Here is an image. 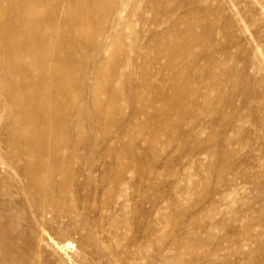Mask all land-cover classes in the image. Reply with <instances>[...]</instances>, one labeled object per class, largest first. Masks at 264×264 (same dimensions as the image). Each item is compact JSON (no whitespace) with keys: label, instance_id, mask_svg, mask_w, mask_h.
I'll return each instance as SVG.
<instances>
[{"label":"bare ground","instance_id":"obj_1","mask_svg":"<svg viewBox=\"0 0 264 264\" xmlns=\"http://www.w3.org/2000/svg\"><path fill=\"white\" fill-rule=\"evenodd\" d=\"M64 1L66 5L69 4V9H71V2L73 5L76 2L75 6L85 9L88 18L99 19L101 16L100 19L111 20L110 32L113 33L121 32L125 26L130 27V25L121 24L122 15L125 14L128 5H134L135 10L136 6L143 4L145 8L140 16L139 24L143 33L149 30L152 35L146 38L145 34L140 32L136 38L140 47L147 46L150 42L153 43L152 46L156 45V48L153 51L152 47L149 48L150 45L146 47V63L142 67L145 78L143 83L132 88L127 99L122 91L113 85V82L119 78L121 70L128 68L129 63L123 66V62H120L115 55L114 76L116 78L105 84L111 97L110 105L117 108L118 101L124 99L130 104L134 103L130 109L129 120L121 118L112 121V124L121 126L122 132L117 134L118 136H112L111 131L104 128V123L97 122L95 126L97 130H93L91 135H94V132L97 134L101 132V138L98 135L97 138L86 136L78 141L73 137L80 136L85 123L81 121L83 119H73L69 112L74 104L70 91L78 90V86L69 78L71 74L80 70L79 65L73 63L75 53L67 49L64 56L67 64L65 69L57 65L58 55L54 48H52L53 55L51 54L52 57L49 58L41 57L40 60L36 59L26 64H19L17 58L20 56L18 50L21 44L29 45L33 49L45 46V38L39 37L36 32L46 26L44 22L48 20V17V23H50L46 26L47 29L59 28L64 22L73 25L75 23L73 21L79 20L80 16L69 14L65 19H59L61 14L57 11L61 10V1L56 3L45 18H36L35 14L41 9L42 0H0V264H27L28 256L47 248L65 252L73 246L70 241L72 237L79 240L82 254L85 255L88 253V251L84 253L86 241L91 239L95 244L101 239H98L101 236L97 234V230L103 228L102 225L100 228L98 226L101 222L104 224L106 217L110 222V226L108 223L107 226L111 228V231L108 230L111 232L114 245L116 242L120 244L119 240H126L125 244L117 245L114 256L116 262H113L133 263L134 258L138 256L145 264L148 248L145 222L150 216L147 206L161 209L160 202L163 200V203L170 204L175 208V212L180 214L179 207L183 204L182 196L187 194V191H184L181 197L177 193L173 195L175 198L171 197V199L169 197L160 199L157 195L150 197L151 184L144 173L143 165L140 166V164L147 162L148 167L151 168V164L159 161L151 145L160 144L159 135L164 134L169 137L168 143L180 142L179 150L188 153L186 157L193 168L196 167L198 171L208 173L211 171L212 167L209 164L205 165L199 159L201 156L212 159L216 155L217 150L213 146L216 134L212 132L207 138L201 139L207 130L206 125L190 122L179 129L178 122L182 118V113L186 115L185 118L189 116L193 119L197 118V111L201 105L218 106L223 103L211 98L199 105L198 101H194L195 97L190 95L189 83H198L205 78L206 74H210V66L207 67L206 62L212 61L215 57L214 54L193 51L206 38H210L213 32V29L206 25L204 28L202 26L203 32L198 34L195 24L198 18L204 19L210 14L216 13L223 16L226 3L234 10L236 7L231 0H210L219 5L213 9L209 8L210 4H207L209 0H204L205 4L198 10L193 7L186 10L189 14L178 15L181 9L191 7L193 0H176L179 6L174 8L162 4L161 0H88L86 3L83 0ZM255 3L258 4L257 0ZM148 12L155 14L152 20L145 19V13ZM192 13L194 14L189 16ZM225 21L226 30L229 31L235 25L236 27L244 26L245 17L238 12L237 16L233 14V18L225 15ZM177 22L183 23L184 28H178ZM98 33L102 34L103 31ZM166 35H172L176 39L166 44L162 41ZM54 38L62 43V47H65L67 42L63 40V35L55 34ZM109 39L105 37L102 44L95 48L94 56L100 57L107 50L106 47L111 43ZM123 45L126 44H117L118 47ZM226 53L224 52V55ZM149 58L154 61L147 63L151 60ZM130 60V58L127 59V61ZM145 70H152L150 76H146ZM220 85V83L219 86L215 85L213 90L220 92ZM87 91L93 100L89 89ZM144 91L145 97L141 95ZM188 104L191 108L187 106ZM74 106L80 116L89 111V108L84 111V104L81 106L74 104ZM100 106L101 104H94L95 108ZM140 115L147 119L141 125L137 123ZM131 129L144 132L143 135L148 136V139L142 144L135 145L134 148L123 146L115 155L108 143L127 135ZM232 130L225 143L229 142L234 134H244L237 124ZM98 139L102 150L95 153ZM81 150L85 153L83 154ZM123 153L129 155L127 162H122ZM218 153L221 154L219 151ZM134 174H137V179ZM237 176L235 173V177ZM179 188H181L180 185ZM229 188L222 194L217 193V196L225 200V197L231 194L229 191H232L233 185L229 184ZM130 189L134 191L132 194H129ZM175 190L178 191V184ZM117 193L119 198L124 197L125 200L116 197ZM103 199L107 200L105 218L98 209L89 211L94 208V204ZM132 201L137 204L136 213L140 217L139 232L142 236L138 240V245L134 243L137 245L135 252L132 251L133 244L129 238V234L134 229L128 216L131 213L130 202ZM214 212H216L215 209L208 210L209 214ZM132 213H134L133 210ZM22 226L23 228L20 229ZM247 230L244 231L247 232ZM102 232L100 235L103 234ZM184 234L186 245L192 242L197 245L202 243L194 231L192 238H188L187 232ZM21 243L24 245L19 247ZM95 249L98 250V247ZM100 250H103L102 247Z\"/></svg>","mask_w":264,"mask_h":264},{"label":"rangeland","instance_id":"obj_2","mask_svg":"<svg viewBox=\"0 0 264 264\" xmlns=\"http://www.w3.org/2000/svg\"><path fill=\"white\" fill-rule=\"evenodd\" d=\"M58 1H61L62 5L61 10L57 11L61 14L59 19H65L69 14H78L80 19L73 21L75 22L73 25L64 22L60 24L59 28L47 29L46 26L50 23H48V17V20L44 22L46 26L36 32L39 37L45 38V46L33 49L29 45L21 44L20 50H18L20 56L17 60L19 64H26L36 59L40 60L41 57L48 56L47 58H49L52 57L54 51L52 48H54L58 55L56 62L59 63L57 65L65 69L67 64L64 56L67 49L75 53L73 63L79 65L80 70L71 74L69 78L73 84L78 86V90L73 89L70 93L74 98V104L80 106L84 104V111L86 108H89V111L80 116L74 104L69 110L73 119H83L81 121L85 123L84 128L80 131V136H74L73 139L81 141L86 136L97 138V135L101 138V132L98 134L94 132V135H91L93 130H97L95 127L97 122L104 123V128L111 131L112 136H118L117 134L123 129L117 124H112V121L131 118L130 109L134 103L130 104L125 99L135 85L143 83L145 77L142 74L144 72L142 67L146 63V47L150 45L149 48L152 47L153 51L156 48V45L152 46L153 43L150 42L142 48L136 38L140 32L145 34L146 38L152 35L149 30L143 33L139 24L145 6L143 4L139 7L136 6L134 10V5H128L125 14L122 15L121 24L130 25V27L125 26L121 32L113 33L110 32L111 20L100 19L101 16L99 19L88 18L85 9L75 6L76 2L74 5L71 2V9H69V4L66 5L64 0H42L41 9L36 12L35 17L45 18ZM83 1L84 3L88 2V0ZM231 1L236 10L226 3V11L223 16L216 13L206 16L204 19H199L196 16L198 19L195 18V20L197 19L195 29L198 34L203 32L201 30L206 25L210 26L213 32L210 38H206L193 51L214 54L215 57L212 61L206 62V66H210V74H206L205 78L198 83H189L190 95L195 97L194 101H198L199 105L211 98L223 103L218 106L201 105L197 111V118L193 119H190L189 116L185 118L186 115L182 113V118L178 122L179 129L190 122L206 125L207 130L201 139L207 138L212 132L216 134L213 144L217 150L216 155L212 159H205L204 156L199 159L205 165L209 164L212 167L211 171L208 173L198 171L196 167L193 168L190 160L186 157L188 153L179 150L180 142L168 143L169 137L164 134L159 135L160 144L153 143L151 145L153 152L157 153L159 161L151 164V168L148 167L147 162L140 164V166L143 165L144 173L148 176L151 184L150 197L157 195L160 199L163 197L171 199V197L175 198L173 195L178 193L180 196L187 191V194L182 196L183 204L179 207L180 214H177L175 208L170 204L166 202L164 204L163 200L162 203L160 202L162 210L154 209L151 205L147 206L150 216L145 222L148 232L145 264H264V0H257L258 4L255 3V0ZM161 2L169 8L179 6V2L177 3L176 0H161ZM204 4V0H193L192 6L181 9L182 11L178 12V15L189 14L186 12L187 9L194 7L198 10ZM207 4H210L209 8L219 7L216 2H210V0ZM238 12L245 17L244 26L236 27L235 25L234 28L227 31L225 15L228 18H233V14L237 16ZM145 14V19L152 20L155 17L152 12ZM177 20L179 19L177 18ZM177 23L178 28H184L183 23ZM98 31H103V33L100 34ZM55 34L63 35V40L67 42L65 47L61 46L60 41L55 40ZM105 37H109L111 42L106 47L107 50L100 57L94 56L95 48L102 44ZM175 39L172 35H166L162 41L168 44L174 42ZM119 43L126 45L118 47ZM224 52H228V54L224 55ZM115 55L118 56L120 62H123V66L125 63H129L128 68L121 70L119 78L113 82V85L117 86L125 95L124 100L118 101L117 108L110 105L111 97L105 88L106 83L116 78L114 76V72H116ZM128 58L131 60L127 61ZM150 61L154 60H148L147 63ZM202 63L204 64V62ZM192 72L195 71L192 70ZM150 73L152 70L147 71L146 76H150ZM219 83L221 84L220 92L214 91L213 87L219 86ZM88 89L93 95L94 101L91 99ZM145 94V91L141 93L144 97ZM94 104H101V106L95 108ZM213 104L215 103L213 102ZM187 106L191 108L190 104ZM137 121L141 125L147 119L140 115ZM236 124L244 131V134H234L233 140L225 143L224 141L231 135L233 126ZM143 134L144 132L141 133L138 129H131L127 135L121 136L118 140H112L108 145L116 155L118 149L123 146L134 148L135 145L142 144L144 140L148 139V136ZM220 142L221 144H219ZM96 145L98 148L96 147L95 153L101 152L102 147H100L99 139ZM81 151L83 154L85 153L83 150ZM123 156L122 162H127L129 155L123 153ZM235 173H237V177H235ZM134 177L137 179V174H134ZM177 184L178 191L175 190ZM229 184L233 185L232 191H229L231 194L226 196L225 200L221 199L217 193L222 194L227 191ZM128 191L129 194L134 192L133 189ZM117 195L118 193L116 197H118ZM119 199L125 200L124 197ZM106 202L107 200L104 199L97 202L94 204V208L89 211L98 209L105 218ZM130 207L129 222L134 229L129 234V238L133 244L132 251L135 252L138 240L142 237L139 232L140 217L136 213L137 204L134 201L130 202ZM209 209H215L216 212L209 214ZM121 214L123 215L122 212ZM102 223L98 227L100 228L102 225L103 228L98 229L99 233L97 232V234L101 236L98 239L104 240L99 239L95 244L91 239L86 241L87 246L84 247V253L88 251L87 254H82L79 240L72 237L70 238L73 243L72 248L65 252L55 251L52 248L37 251L27 257V264H120L114 263L116 262L114 256L117 245L125 244L126 240H119L120 244L116 242L114 245L107 217L104 219V224ZM22 228L23 226L20 229ZM246 229H248L247 232L244 231ZM193 231L197 233L196 235L202 240V243L197 245L192 242V244L186 245L184 233L187 232L188 238H192ZM100 232L103 234L100 235ZM23 245L21 243L19 247ZM94 246H97L98 250ZM101 247L105 250L104 252L100 250ZM98 251L100 252L97 256ZM134 260L133 263L129 261L124 263L144 264L138 256ZM218 260L220 262H216Z\"/></svg>","mask_w":264,"mask_h":264}]
</instances>
